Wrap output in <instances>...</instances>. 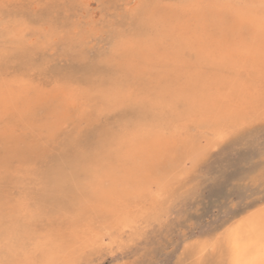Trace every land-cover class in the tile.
I'll return each mask as SVG.
<instances>
[{
    "label": "rangeland",
    "instance_id": "1",
    "mask_svg": "<svg viewBox=\"0 0 264 264\" xmlns=\"http://www.w3.org/2000/svg\"><path fill=\"white\" fill-rule=\"evenodd\" d=\"M154 1L0 0V84L23 82L45 92H53L62 87L86 96L75 103L72 116L63 120L60 128L51 129L38 124L29 127L25 122L19 121L10 124L9 120L0 118V161L3 158L4 133L9 131L7 124H10L12 131L8 136H27L37 145L53 140L48 154L58 156L57 149L64 137L78 129L80 112L96 106L101 100L95 94L96 90L104 85L108 77L115 74V68H110L104 62L105 57L110 54L106 42L95 37L90 25L119 16L126 4L169 2ZM66 4L70 7H65ZM49 21L78 26L79 32L74 28L72 34L75 35H71L70 44L66 43L63 36L65 29H53L49 26ZM12 26H20L25 30L22 41L12 38L6 31ZM39 35L42 36L41 40L38 39ZM111 64L116 65L114 62ZM176 66L181 69V65ZM156 67L155 64L140 68V74L147 78L145 82H151L155 75L159 76L158 72L155 73ZM120 69L122 70L121 67ZM180 103L182 105L179 102L178 109L181 108ZM113 116L115 120V114ZM140 116L136 108H127L121 112L120 118L135 121ZM234 119L237 121V115ZM227 121L224 120L223 125ZM44 128L48 130L43 131ZM210 128L212 127H209V131L208 128L204 129L201 134L209 142L212 164L202 171L201 177H207L209 173L215 174L224 165L223 171L234 180H258L264 171V152L261 149V144L264 143V126L257 121L240 135L229 138L218 146L211 140L216 128H212L214 131ZM146 130H141V127L125 129L129 136H133V133L135 135L136 131L138 134L147 133ZM18 163L19 174L10 178L15 196L10 219L4 204V180L0 177V258L8 255L11 259L22 260L27 256L35 264H46L51 258H65L69 245L76 242L73 232L78 233L83 241L91 237L93 229H99L107 235L106 243L110 241L111 248V251L96 257L99 264H136L137 261L159 260L169 261L170 264H178L180 261L184 264H227L228 246L224 241V232L247 213L242 212L238 217L224 214L222 208L225 198L230 199V188L210 186L206 182L190 199L174 203L171 195L176 188L183 186L184 191L189 190L187 180L194 167L193 159L182 166L181 175L173 176L177 180L169 177L165 179L168 182L164 181L158 187L159 191L153 190L139 198H130L125 203L118 204L113 208V215L97 211L96 205L100 202L82 192L80 184L102 179V170L116 167L118 161L87 162L78 173L77 182L69 183L65 190L48 198L35 195V185L42 178L30 174L26 160ZM98 175L101 178H97ZM28 201H31L30 207H21L22 203L27 204ZM253 205L248 211L262 206L255 202ZM78 217L86 219V224H81L80 230L74 224ZM190 217H195L196 222L202 226L191 227Z\"/></svg>",
    "mask_w": 264,
    "mask_h": 264
},
{
    "label": "snow or ice",
    "instance_id": "2",
    "mask_svg": "<svg viewBox=\"0 0 264 264\" xmlns=\"http://www.w3.org/2000/svg\"><path fill=\"white\" fill-rule=\"evenodd\" d=\"M70 7V5H65ZM124 11L119 16L107 18L103 23L90 25L97 39L106 42L112 53H119L133 49L142 41L150 28L158 30L160 13L173 9L177 13V20L190 16H215L222 20L238 19L250 33L251 48L245 47V54L254 57L252 68L244 75L238 88L230 83L223 89H217L218 94L225 102L232 104V109L224 112L215 104L197 102V97H204L216 75L229 76L230 65L227 57L214 58L209 61L200 59L199 50L189 41L181 40L186 29L181 23L168 25V40L161 38L149 45V56L156 62L158 77L151 82H145L140 73H126L110 60L104 61L115 68V74L108 77L104 85L97 89L95 94L101 97L95 107H90L79 114V127L76 131L64 137L58 146V156L48 154V148L54 143L49 139L37 145L27 136L13 134L6 135L3 145V159L0 161V177L4 180V204L6 214L11 218L12 202L15 199L14 188L10 178L18 175L20 160L27 161L30 174L42 179L35 185L37 197L48 198L66 189L69 183L77 182V175L81 168L90 161L112 160L127 164L133 175V181L128 182L129 190L137 187L150 188L154 182H164L163 171L167 161L157 158L153 147L142 146L136 138L129 136L125 129L142 127L151 134L154 145L165 144L169 153H179L190 145L201 141V132L209 127H215L216 132L211 138L217 146L232 137L240 135L246 128L257 121L264 126V0H169L165 4L137 2L123 5ZM53 29H65V42H70L72 31L79 27L64 24L59 21H49ZM202 35L205 39H218V34L209 32L206 28ZM177 40V51L184 55L185 61L193 65L188 70L174 67V61L162 55L161 46H167L168 41ZM189 53L191 55H189ZM168 81L175 82L174 92ZM190 90L185 98L181 93ZM188 105L183 112L178 111L180 100ZM127 108H138L142 115L135 121L121 119V112ZM238 112L250 113L243 123L231 127H224L223 121L234 119ZM115 114V120L114 116ZM8 101H4V110L0 117L8 119ZM264 152V143L261 144ZM194 167L188 174L189 190L183 186L175 189L171 195L174 203H181L190 199L206 182L210 186L230 188V199L225 198L222 208L224 214L240 216L247 212V218L252 221V230L259 236L258 249H250V260L239 259L240 249L238 237L234 239V249L237 259L235 264H264V210H261L259 219H254L257 213L248 212L253 202L264 205V171L260 178H242L234 180L224 171V165L215 174L209 173L201 177L204 169L212 164L210 147L200 143L198 150L193 154ZM46 178V179H43ZM82 192L90 198L107 204L115 199V194L104 190L100 185L84 181L80 184ZM31 201L21 204V207H30ZM107 215H113L114 210L105 208ZM75 219V217H74ZM191 227H201L195 217L189 218ZM74 244L69 245L65 258H51L46 264H99L96 259L111 251L107 235L99 229L91 231V237L81 241L79 234L73 232ZM8 243L7 241L5 242ZM0 264H35L27 258L16 260L5 255L0 258ZM136 264H170L169 261H137ZM178 264H184L183 261ZM203 264V262H202ZM210 264V262H209Z\"/></svg>",
    "mask_w": 264,
    "mask_h": 264
},
{
    "label": "bare ground",
    "instance_id": "3",
    "mask_svg": "<svg viewBox=\"0 0 264 264\" xmlns=\"http://www.w3.org/2000/svg\"><path fill=\"white\" fill-rule=\"evenodd\" d=\"M157 2L155 4H157ZM178 22L181 23L182 26H184L186 29L184 35L180 39L181 40L186 39L191 43L193 47L197 48L199 50L201 60L209 61L214 58H222V57L228 58V63L230 65V75L229 76L216 75L212 77L211 83L209 84V87L207 89V94L204 97H197V102L212 103L215 104L218 108L222 109L223 111L224 110L230 111L232 109V104L229 102H225L218 94L217 89H223L224 86L229 83L235 88H238L242 78L252 68L255 62L253 56L245 54L244 51L245 47L251 48L252 44L250 41V33H248L245 30V25L241 20L231 19L225 21L215 16H208V17L190 16L183 19L182 21H178L176 11L173 9H168L160 13L158 30L150 28L144 39L138 42L137 46L133 49L122 51L119 53H112L110 51V54L105 57L106 60H110L111 63L114 62V64H116L119 68L120 67L122 68V71L130 74L140 73L141 67L155 66L156 62L149 56V45L154 41H159L161 38L168 40L169 37L168 25ZM205 28L209 32L218 34L219 38L205 39L202 35V32ZM6 31H8L11 34L12 38L17 39L18 41H22L25 35V30L23 29V27L20 28V26L9 27V29ZM41 37L42 36L39 35L38 39L41 40ZM178 46H179V41L170 40L168 41L167 46L166 47L161 46L159 48V51L162 55H165L174 61L173 66L181 65L182 70H188L190 69V66L193 67V65L189 62H186L185 58L182 56L183 54L177 51ZM82 53L83 52H81V55ZM104 55H107V53H105ZM189 55L191 54L189 53ZM102 58L104 59V57ZM153 72L154 70L152 71V73ZM156 76L158 75H155V77ZM17 83L18 82L14 81L12 83L6 84L2 82L0 84V112H3L4 101L5 99H7L8 113H9L7 121L9 120L8 122H10V124L14 123L15 121H19L20 123L25 122L27 125H29V127L38 124V125H45L46 127L51 129H55V127H59V125L63 120L70 117V115L72 116V110L73 107L75 106V103L80 98L81 100H83L82 98L86 97L85 94L79 93L75 90H74L75 92L73 91L72 93L71 90L62 87L55 89L53 92H45V90L43 91L41 89L31 88L29 87V84H23V82H21V84H17ZM167 83L170 85V87L174 92L181 91L175 88L174 81H168ZM181 94L185 98H187L188 95L190 94V90H183ZM90 100H92V98ZM179 102H182V105L180 103L181 108H179L178 111L180 112L185 111L188 105L184 102L183 99L180 100ZM136 110L141 115L143 114L141 109L136 108ZM37 112H43V114L38 113L40 116L39 117L36 116ZM236 115H237V121H235V119H230L229 121L226 120L227 122H224L225 124L223 126L226 128L231 127L237 123H243V121L247 117H251L250 113H245V112H238ZM10 124H7L9 125V131L4 133L5 134L4 138L6 135H10L11 134L10 132H12ZM48 128H44L43 131L45 129L48 130ZM212 128L215 129V127ZM212 128H210V130H212ZM142 129L143 128L141 127V130ZM135 133H136L135 135L133 133L132 137L136 138V140L142 146L153 147L154 153L157 156V158H163L167 161V166L163 171L164 181L165 179L167 178L169 179V177H173L174 175L175 176L177 175L176 177H178V175H181V173L183 172L182 166L188 161H191L193 159L192 158L193 154L198 150L200 143H202L206 147H208L209 145V142L206 141L204 135L201 134L203 137H201V141L199 143L195 145H190L179 153H169L165 144L163 143L159 145L153 144V141L151 139V134L149 132L138 134V131H136ZM130 135L132 134L130 133ZM101 175H98L97 178L102 177V179H98V180L95 179L91 181L90 184L100 185L104 190L114 193L115 199L109 201L106 205L101 203L96 205L97 211H99L100 213H106L105 212L106 207H110L113 209L116 206H119L118 204H123L130 198H139L140 195L153 192V190L154 191L158 190V187L162 185V183L160 182H154V186L150 188L137 187L134 191L129 190L128 182L129 181L134 182L132 170L127 164L121 162H118V164L114 168L112 166V168L103 169ZM170 179L173 180L175 178L173 177ZM177 179L178 178H176L175 180ZM261 210H264V205L258 208L251 209L248 212L257 213V216L254 217V219H259V214ZM83 223L86 224V219L83 217V219L81 220L78 217L74 223L75 228L78 230L82 229L80 225ZM251 223L252 221H250L247 218V213H246L238 218L234 226L228 228L224 232V241L228 246L227 264H235V260L237 259L234 249V239L236 237H238L239 249H240L239 259L241 261H246L251 259V256L249 255L250 249H258L260 238L258 234L252 230Z\"/></svg>",
    "mask_w": 264,
    "mask_h": 264
}]
</instances>
